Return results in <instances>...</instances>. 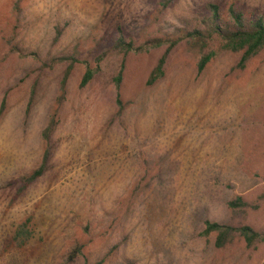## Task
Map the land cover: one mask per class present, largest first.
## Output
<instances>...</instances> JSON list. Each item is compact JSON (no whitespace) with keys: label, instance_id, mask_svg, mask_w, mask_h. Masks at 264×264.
<instances>
[{"label":"rangeland","instance_id":"rangeland-1","mask_svg":"<svg viewBox=\"0 0 264 264\" xmlns=\"http://www.w3.org/2000/svg\"><path fill=\"white\" fill-rule=\"evenodd\" d=\"M207 4L264 17V0H175L166 10L161 0H0V264H67L78 246L73 264H264V245L217 250L204 235L207 222L264 233V51L245 70L242 54L221 51L199 73L201 56L183 43L148 87L167 47L114 49L178 38ZM67 55L80 64L49 170L18 195L15 183L42 163L68 69L45 65ZM237 197L257 209L233 216ZM30 217L34 237L17 250L14 233Z\"/></svg>","mask_w":264,"mask_h":264},{"label":"trees","instance_id":"trees-1","mask_svg":"<svg viewBox=\"0 0 264 264\" xmlns=\"http://www.w3.org/2000/svg\"><path fill=\"white\" fill-rule=\"evenodd\" d=\"M174 2L175 0H161L162 8L166 10L173 5ZM60 36L61 31L58 30L57 40ZM15 40L16 37L8 40V46H11L12 52H17L18 55L21 56V50H19V46L14 43ZM183 43H185L193 53L201 56L198 64L199 73L204 72L221 51L242 54L241 61L236 69L245 70L252 59L264 51V17L246 15L244 12L234 7H231L228 12H223L219 5L207 4L204 6L203 10L197 14L191 30L185 32L178 38L154 40L148 43L147 46L140 48H136L134 42L128 43L124 39H121L116 43L114 49L124 56H127L135 51L142 52L154 48L167 47L147 82V86L152 87L165 77L166 67L171 54ZM214 45L217 46L219 51L208 53ZM63 64L68 65V69L62 80L60 96L51 113L48 125L42 133L44 147L42 163L28 178L15 183V185L22 184V187L18 190V195H21L29 187L38 182L49 170L54 150L52 138L61 123V109L66 101L69 80L74 68L76 65L80 64V62L79 58L76 56L67 55L54 58L49 64L45 65V67L48 68H55ZM93 77L94 74L88 70L82 80L80 88L83 89L89 85ZM117 83L119 88L120 80ZM117 104L119 106L117 116L119 117L122 116L125 111V107L120 100V95L118 96ZM146 181L147 175L142 177L140 186H144ZM228 209L233 216H238L239 214L247 213L249 210H256L257 206L245 201L243 197H237L228 204ZM34 234V218L30 217L21 223L14 233L13 243L16 249H24L31 242ZM204 235L206 237L212 235L216 236L215 247L217 250L227 249L238 239L243 240L248 249H257L259 245H264V233L257 232L250 226L243 224L227 225L207 222ZM82 254V246L74 248L67 256V264L75 263ZM97 264H104V261Z\"/></svg>","mask_w":264,"mask_h":264}]
</instances>
